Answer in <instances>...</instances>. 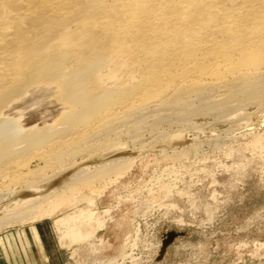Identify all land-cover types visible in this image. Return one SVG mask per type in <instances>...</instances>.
<instances>
[{
  "label": "bare ground",
  "instance_id": "bare-ground-1",
  "mask_svg": "<svg viewBox=\"0 0 264 264\" xmlns=\"http://www.w3.org/2000/svg\"><path fill=\"white\" fill-rule=\"evenodd\" d=\"M250 104L264 108V0H0V178L44 163L6 188L0 230L48 215L73 176L116 178L145 147L207 131L193 116L237 124ZM80 211L55 220L59 241L101 228Z\"/></svg>",
  "mask_w": 264,
  "mask_h": 264
},
{
  "label": "rangeland",
  "instance_id": "rangeland-1",
  "mask_svg": "<svg viewBox=\"0 0 264 264\" xmlns=\"http://www.w3.org/2000/svg\"><path fill=\"white\" fill-rule=\"evenodd\" d=\"M245 107L248 116L238 125L234 118L214 123L211 117L193 116L205 133L185 128L188 141L175 147L177 153L171 147H145L116 178L106 175L86 185L69 177L76 182L71 193L44 205L49 214L38 218L46 222L59 263L264 264V108ZM208 122L214 123L211 128ZM43 164L30 158L27 166L0 178V217L12 198L7 189H25L20 173ZM40 178L32 179L39 185ZM80 210L94 213L101 228L88 243L71 244L65 236L59 241L55 220L79 216ZM35 220L13 221L2 230ZM95 220H78L74 228L85 233Z\"/></svg>",
  "mask_w": 264,
  "mask_h": 264
},
{
  "label": "crops",
  "instance_id": "crops-1",
  "mask_svg": "<svg viewBox=\"0 0 264 264\" xmlns=\"http://www.w3.org/2000/svg\"><path fill=\"white\" fill-rule=\"evenodd\" d=\"M35 221L0 230V264H60L46 222Z\"/></svg>",
  "mask_w": 264,
  "mask_h": 264
}]
</instances>
